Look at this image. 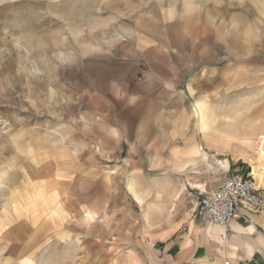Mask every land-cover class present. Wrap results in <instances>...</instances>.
I'll return each mask as SVG.
<instances>
[{
    "label": "rangeland",
    "instance_id": "1",
    "mask_svg": "<svg viewBox=\"0 0 264 264\" xmlns=\"http://www.w3.org/2000/svg\"><path fill=\"white\" fill-rule=\"evenodd\" d=\"M200 41L221 54L264 51V0H0V264H17L18 231L66 219L85 198L101 244L120 242L103 264H156L160 233L186 236L206 220L188 184L250 175L264 194V86L206 109L181 98L179 120L227 134L226 149L192 142L178 158L181 141H156L158 164L174 160L163 169L135 150L138 92H165L175 76L161 60L175 64ZM127 184L146 200L136 203Z\"/></svg>",
    "mask_w": 264,
    "mask_h": 264
},
{
    "label": "crops",
    "instance_id": "2",
    "mask_svg": "<svg viewBox=\"0 0 264 264\" xmlns=\"http://www.w3.org/2000/svg\"><path fill=\"white\" fill-rule=\"evenodd\" d=\"M178 50L182 53L179 48ZM228 50L221 54L210 43L197 42L191 52L186 53L187 55L179 54L181 57L176 58L175 64L173 59L171 63L169 59L161 60L162 63L166 62L167 69L171 72L164 74L175 76L172 84H167L165 92L163 90L159 92V89L149 92L151 89L147 87H143L144 90L138 92L135 101L143 115L137 120L133 129L135 133L133 141L136 142L135 150L143 148L145 154L148 153L156 158L150 161L155 169H163L162 166L174 161L173 157H165L164 161L161 159L162 163L158 164L160 159L158 160L157 157L163 154L161 149L155 147L156 141H181L182 145L176 147L177 152L172 154L178 158L187 155L191 146H196L198 141L206 149L219 146L225 148L226 142L230 141L227 134H216L205 128L197 133L190 132L192 121L179 120V111L184 108L179 103L181 98L192 97L206 109L210 108L215 99L221 97L223 93L228 94L243 89L258 90L264 86V51H258L256 48L255 51H240L238 54H233L230 49ZM149 110L150 116H148ZM207 117L209 118L208 113ZM207 123L209 127L215 125V122L211 123L209 119ZM180 125H183L182 129L179 128ZM199 125L201 126L202 123ZM131 149L133 151V148ZM152 150L154 152H151ZM139 151L138 155L141 154V150ZM128 162L137 164L139 159L133 161L131 158ZM181 166V168L177 167L183 169V165ZM223 181L224 179L219 182L220 184L188 185L195 189L211 191ZM126 191L136 203L144 202L148 196L145 188L142 193L136 184H127ZM138 199L142 201L138 202ZM87 202L86 198L81 200L78 203L77 213H71L72 215L66 213L68 217L66 219L43 220L38 227L34 225L32 231H23V235H19L18 231L17 243L10 250L15 254L13 258L17 264L20 259L23 261L22 264H29V260L31 264H103L101 254L105 251H119V240L113 241L111 246L101 244L103 234L100 230L91 227L96 226L97 222L89 220ZM230 228L231 231L225 242L221 241L224 229L203 219L197 220L193 224L192 232L186 236L176 235V232L168 234L164 231L159 236L162 245L157 251L160 259L156 264H199L200 262L225 264L227 261L229 264H264V213L252 215L250 223L247 224L242 220L231 221ZM112 236L120 238L119 230L115 233L113 231ZM6 238L8 241L9 236L7 235ZM133 264L150 263L139 260Z\"/></svg>",
    "mask_w": 264,
    "mask_h": 264
},
{
    "label": "built area",
    "instance_id": "3",
    "mask_svg": "<svg viewBox=\"0 0 264 264\" xmlns=\"http://www.w3.org/2000/svg\"><path fill=\"white\" fill-rule=\"evenodd\" d=\"M195 190L198 216L224 229L222 242L228 238L231 221L247 224L252 215L264 213V194L250 175L229 177L214 191Z\"/></svg>",
    "mask_w": 264,
    "mask_h": 264
}]
</instances>
